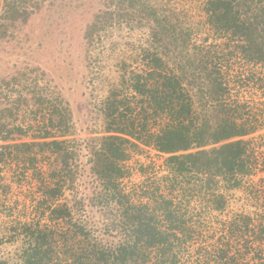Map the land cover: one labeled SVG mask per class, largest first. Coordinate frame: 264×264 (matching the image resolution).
<instances>
[{"label": "trees", "instance_id": "1", "mask_svg": "<svg viewBox=\"0 0 264 264\" xmlns=\"http://www.w3.org/2000/svg\"><path fill=\"white\" fill-rule=\"evenodd\" d=\"M45 1L0 0V41ZM96 1L76 35L86 123L49 65L0 74V264H264V0ZM141 146L162 172L135 202Z\"/></svg>", "mask_w": 264, "mask_h": 264}, {"label": "rangeland", "instance_id": "2", "mask_svg": "<svg viewBox=\"0 0 264 264\" xmlns=\"http://www.w3.org/2000/svg\"><path fill=\"white\" fill-rule=\"evenodd\" d=\"M96 4V0H46L39 10L31 14L19 26L20 28L18 27L22 29L21 32L18 29L12 38L6 37L0 41V74L9 75L14 69L25 65L26 62L30 65H49L48 68H51L53 73L55 72V79L59 76L66 87V93L68 95L72 93L70 97L76 100V103L74 100V105L78 107L76 118L80 124L86 123L87 118L84 115L86 109H84L82 92L84 91L86 95L90 93L82 85L76 35H78L80 27H83L86 21L94 17ZM70 68L72 70L69 71ZM69 85H73V87H69ZM79 104H81V108ZM138 119L141 124H146L150 118L142 113ZM85 135L88 134L80 132L78 137ZM162 161V154L151 147L141 146V150L132 153L124 162L129 174L121 179V185L132 194L135 202H138V199L143 195L141 189L144 183L142 181L145 179L148 183L146 177L150 175L152 169L157 173L162 172ZM141 167L148 173H142ZM7 174H9L7 180L12 179V186H9L6 191V195L9 197V200L6 201L7 204L12 203L15 207L14 210L12 208L14 213L19 209L21 216L23 202L25 201L27 208L29 199L35 195L34 179L23 168L18 171L7 169ZM262 176L263 174L257 171L252 179L258 181ZM258 185L263 189V183H258Z\"/></svg>", "mask_w": 264, "mask_h": 264}]
</instances>
